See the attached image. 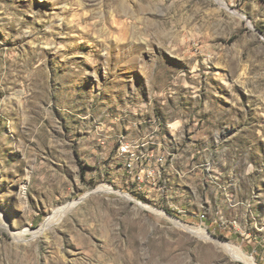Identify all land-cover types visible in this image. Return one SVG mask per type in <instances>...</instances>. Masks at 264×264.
<instances>
[{
	"label": "rangeland",
	"instance_id": "374dc122",
	"mask_svg": "<svg viewBox=\"0 0 264 264\" xmlns=\"http://www.w3.org/2000/svg\"><path fill=\"white\" fill-rule=\"evenodd\" d=\"M0 264H264V0H0Z\"/></svg>",
	"mask_w": 264,
	"mask_h": 264
},
{
	"label": "bare ground",
	"instance_id": "6f19581e",
	"mask_svg": "<svg viewBox=\"0 0 264 264\" xmlns=\"http://www.w3.org/2000/svg\"><path fill=\"white\" fill-rule=\"evenodd\" d=\"M184 228H185L186 230H188L189 232L195 233V229H193V228L185 227V226H184ZM239 256H240V257H239ZM236 257L239 258V259H242V258H243L241 255H238V256H236Z\"/></svg>",
	"mask_w": 264,
	"mask_h": 264
}]
</instances>
